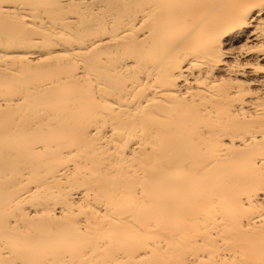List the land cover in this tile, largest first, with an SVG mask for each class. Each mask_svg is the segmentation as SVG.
<instances>
[{
    "label": "bare ground",
    "instance_id": "1",
    "mask_svg": "<svg viewBox=\"0 0 264 264\" xmlns=\"http://www.w3.org/2000/svg\"><path fill=\"white\" fill-rule=\"evenodd\" d=\"M0 264H264V0H0Z\"/></svg>",
    "mask_w": 264,
    "mask_h": 264
}]
</instances>
